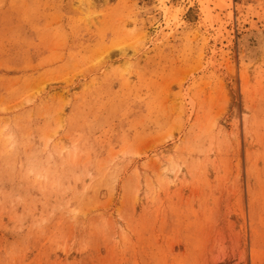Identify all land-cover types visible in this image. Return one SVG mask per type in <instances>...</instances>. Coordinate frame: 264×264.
I'll return each instance as SVG.
<instances>
[{"label": "rangeland", "instance_id": "1", "mask_svg": "<svg viewBox=\"0 0 264 264\" xmlns=\"http://www.w3.org/2000/svg\"><path fill=\"white\" fill-rule=\"evenodd\" d=\"M198 1L0 0V264H264V0Z\"/></svg>", "mask_w": 264, "mask_h": 264}, {"label": "bare ground", "instance_id": "2", "mask_svg": "<svg viewBox=\"0 0 264 264\" xmlns=\"http://www.w3.org/2000/svg\"><path fill=\"white\" fill-rule=\"evenodd\" d=\"M161 1V0H160ZM190 1V0H189ZM200 2H201V0H199ZM199 1H198V3H199ZM203 1L204 2H206V0H202V3H203ZM219 2L218 3H220V1H222V0H218ZM224 1V0H223ZM222 1V2H223ZM230 1V0H229ZM202 3H200V5L202 4ZM205 5H206V3H205ZM205 5H203V8H206V6ZM166 9V8H165ZM171 170H174V169H171ZM173 173V172H172ZM181 173V172H180ZM180 173H178V174H174L173 175V177L171 178V182L172 183H175L177 180H178V176L180 175ZM182 174V173H181ZM170 175H171V171H170ZM169 175V176H170ZM168 176V181L170 182V177Z\"/></svg>", "mask_w": 264, "mask_h": 264}]
</instances>
